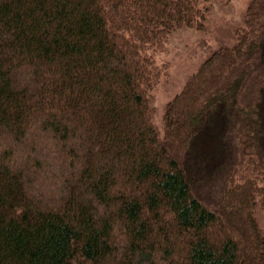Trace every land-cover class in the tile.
I'll return each instance as SVG.
<instances>
[{"label":"trees","instance_id":"obj_1","mask_svg":"<svg viewBox=\"0 0 264 264\" xmlns=\"http://www.w3.org/2000/svg\"><path fill=\"white\" fill-rule=\"evenodd\" d=\"M211 1L0 0V264H264V0L152 121Z\"/></svg>","mask_w":264,"mask_h":264},{"label":"rangeland","instance_id":"obj_2","mask_svg":"<svg viewBox=\"0 0 264 264\" xmlns=\"http://www.w3.org/2000/svg\"><path fill=\"white\" fill-rule=\"evenodd\" d=\"M250 1H211L203 28L184 26L174 30L165 49L156 54V61L166 65V73L152 91V121L158 129L166 102L183 88L188 76L215 50L234 43ZM255 218L264 234V209L258 204Z\"/></svg>","mask_w":264,"mask_h":264}]
</instances>
